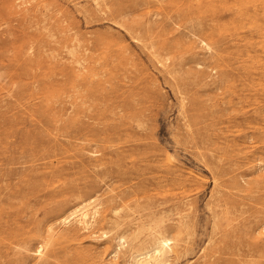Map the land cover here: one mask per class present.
<instances>
[{
  "label": "rangeland",
  "instance_id": "374dc122",
  "mask_svg": "<svg viewBox=\"0 0 264 264\" xmlns=\"http://www.w3.org/2000/svg\"><path fill=\"white\" fill-rule=\"evenodd\" d=\"M260 175L264 0H0V264L52 226V264H134L102 220L140 213L185 219L162 264H264Z\"/></svg>",
  "mask_w": 264,
  "mask_h": 264
},
{
  "label": "bare ground",
  "instance_id": "6f19581e",
  "mask_svg": "<svg viewBox=\"0 0 264 264\" xmlns=\"http://www.w3.org/2000/svg\"><path fill=\"white\" fill-rule=\"evenodd\" d=\"M82 66V65H81ZM115 116V115H113ZM100 120V119H99ZM125 126H132V123L129 124H118L116 125L114 128V131L116 130L117 132L119 128H123ZM104 126V125H103ZM107 126V125H105ZM106 130L109 129V127L105 128ZM86 130H89V128L87 127ZM113 131V132H114ZM128 131V130H127ZM115 132V133H117ZM117 135V134H116ZM137 135V134H136ZM118 136V135H117ZM140 137V136H139ZM196 139V138H195ZM138 147V146H137ZM125 153V152H124ZM130 154V153H129ZM132 154V153H131ZM130 154V155H131ZM118 159V158H117ZM222 160V159H221ZM117 161V160H116ZM120 161V160H119ZM120 165V164H119ZM220 167V166H219ZM140 168V167H139ZM121 172V171H120ZM167 173V172H166ZM109 175H111L109 173ZM135 175V174H133ZM163 175V173H162ZM160 178V177H159ZM162 178V177H161ZM244 178V177H243ZM39 179V178H38ZM33 180V179H32ZM44 181V180H43ZM133 182V180H132ZM48 183V182H47ZM253 183V182H251ZM254 183L256 184H262L264 183V175H260V177L256 178L254 180ZM131 184V183H130ZM123 185V184H121ZM125 185V184H124ZM129 185V184H128ZM264 186V185H262ZM7 187V186H6ZM34 191L36 190V187L34 185ZM120 188V187H119ZM8 189V188H7ZM39 189V188H38ZM128 189V188H126ZM264 190V189H263ZM33 191V192H34ZM4 192V191H3ZM135 192V191H134ZM79 193V192H78ZM112 193V192H111ZM220 193V192H219ZM16 194L10 193L8 194V196L6 197H0V235H2L4 232L7 231V229L10 227V220H5L6 218H12L14 217V215H12L10 212H8L6 210V208L3 205V202H11V200L13 198H15ZM228 196V195H227ZM76 197V195L74 196ZM79 197V196H77ZM135 197V196H134ZM224 197V196H223ZM20 198V197H19ZM36 198V197H35ZM82 198V197H81ZM93 197L88 198L83 200L80 204H78V206H76L77 208L68 216H66L65 218H60L62 219L63 222H66L69 217L71 218V216L75 215L77 212L82 211L86 208H88L90 205H92V203L94 202V200H92ZM114 198V197H113ZM112 198V199H113ZM118 198V197H117ZM220 198V197H219ZM239 198V197H238ZM263 198V197H262ZM77 199V198H76ZM231 199V198H230ZM81 200V199H80ZM118 200V199H117ZM264 201V199H262ZM112 202H115L114 199L110 200ZM109 203V202H108ZM221 203V202H219ZM246 203V202H245ZM220 206V205H219ZM225 206L226 205L225 203ZM165 207V206H164ZM75 208V207H73ZM227 208V207H226ZM232 208V207H231ZM32 210V209H31ZM226 210V209H225ZM241 210V209H240ZM39 212V211H38ZM227 212V211H226ZM37 213V212H36ZM35 213V215H36ZM38 214V213H37ZM83 215H86L84 212L82 213ZM117 214V213H116ZM228 214V213H227ZM232 214V213H231ZM102 215V214H101ZM220 215V214H219ZM218 215V217H219ZM115 216V215H114ZM186 216V215H185ZM229 216V215H228ZM64 217V216H63ZM81 219V223L82 225L84 224V228L83 229H88L89 228V224L87 225L86 220L84 219L85 216H82ZM84 217V218H83ZM156 215L154 213H148V214H142L140 213V215H138V217L135 218H131L130 215H128L127 217L124 218H119L117 216L115 217H110L111 219H107L106 217H103L102 221H105L106 223H108L110 225L111 228H113L115 230L118 229V231L120 230V232H118L117 237L120 241L122 242H128L130 244V252H132V257L134 259V264H162L167 262V259H169V254L173 251H178L177 249L180 247L179 246V242H181L183 240V235H182V229L183 226L185 225V219L184 217L181 220L177 221L176 225H172V226H168L165 224V221L163 218L160 219H155ZM232 218V217H231ZM38 220V219H37ZM14 221V220H13ZM136 222V227H132L133 226V222ZM223 221V220H222ZM230 221V220H229ZM102 223V222H101ZM100 223V224H101ZM230 223V222H228ZM80 224V223H79ZM232 224V223H231ZM81 225V226H82ZM123 225H127V228L122 229ZM13 226V225H12ZM7 227V228H6ZM53 227V226H52ZM49 228V235H47V237H44L42 240L39 241V246L37 247V249L33 252L35 254H41L43 253V251L45 249H47L48 253L47 256L46 254H44L46 257L43 260L42 264H52L51 262V258L53 256H55V251L53 249H49L50 248V241L52 240L50 238H52L55 230L53 228ZM83 227V226H82ZM190 227V226H189ZM220 227V226H219ZM245 227V226H244ZM193 228V227H192ZM69 229V228H68ZM191 229V228H190ZM41 231V230H40ZM54 231V232H53ZM67 231V230H66ZM82 231V229H81ZM16 232V231H15ZM68 232V231H67ZM192 232V231H191ZM13 233V232H12ZM47 233V234H48ZM186 234V232H185ZM232 234V233H231ZM39 235H41L39 233ZM225 236V235H224ZM230 236V235H228ZM232 236V235H231ZM235 236V235H234ZM38 236L37 235H31V236H27L25 237V239L23 240V242H21L20 245H26L25 248H27V250H30L27 246L28 244H30L34 239L36 240ZM18 238V237H17ZM34 238V239H33ZM41 238V236H40ZM73 238V237H72ZM224 238V237H223ZM227 238V236H226ZM231 238V237H230ZM16 239V238H15ZM238 239V238H237ZM18 240V239H17ZM3 241V239L1 240V242ZM20 241V240H19ZM189 241V240H188ZM11 242V241H10ZM186 242V241H185ZM229 242V241H228ZM233 242V241H232ZM20 243V242H19ZM12 244V242H11ZM10 244V245H11ZM52 244V243H51ZM19 245V244H17ZM54 245V244H52ZM21 247V246H20ZM52 248V246H51ZM177 248V249H176ZM15 249V248H14ZM26 250V249H25ZM71 250V249H70ZM28 251V252H30ZM26 252V251H25ZM31 253V252H30ZM175 253V252H174ZM185 254V253H184ZM218 254V253H217ZM28 256L30 254H27ZM228 255V254H227ZM241 255V254H240ZM19 256V255H18ZM42 256V255H41ZM41 256L39 259H41ZM20 257V256H19ZM44 257V256H43ZM42 257V258H43ZM129 257V256H128ZM24 258V257H23ZM56 258V257H55ZM54 258V259H55ZM249 258V257H248ZM53 259V258H52ZM19 260V259H18ZM42 260V259H41ZM63 260V259H62ZM241 261V260H240ZM55 262V261H54ZM231 263V262H230ZM23 264V263H22Z\"/></svg>",
  "mask_w": 264,
  "mask_h": 264
}]
</instances>
